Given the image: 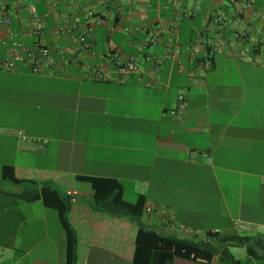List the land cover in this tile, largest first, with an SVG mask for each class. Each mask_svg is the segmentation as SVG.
I'll use <instances>...</instances> for the list:
<instances>
[{
	"label": "crops",
	"instance_id": "1",
	"mask_svg": "<svg viewBox=\"0 0 264 264\" xmlns=\"http://www.w3.org/2000/svg\"><path fill=\"white\" fill-rule=\"evenodd\" d=\"M26 3L45 16L53 64L40 74L24 60L0 69V264L67 262L58 212L19 199L5 165L64 192L93 193L78 175L118 179L125 199L128 191L146 196L145 223L167 235H264V52L250 51L264 43V0H0L32 48ZM10 44L0 22V59ZM132 57L141 71L129 80L90 78L99 69L117 76ZM181 90L188 108L174 118L168 110ZM17 130L46 143L26 148ZM72 219L79 264H133L135 230L122 231L87 202ZM232 251L242 264L264 262L245 247ZM210 264L224 263L216 255Z\"/></svg>",
	"mask_w": 264,
	"mask_h": 264
},
{
	"label": "trees",
	"instance_id": "2",
	"mask_svg": "<svg viewBox=\"0 0 264 264\" xmlns=\"http://www.w3.org/2000/svg\"><path fill=\"white\" fill-rule=\"evenodd\" d=\"M250 51L254 55L264 52V43L253 44ZM3 178L21 187V193L17 194L19 199L26 202L42 200L45 206L58 212L67 235L66 264H79L80 259V235L72 219L78 202H87L93 210L109 215L122 231L131 233L135 230L133 264H169L176 258L210 264L216 255L224 264H242L232 251L233 247H245L249 257L264 260L263 236L223 235L219 231H208L204 237L188 238L149 228L144 221L146 196L141 194L135 201L125 199L124 185L115 178L78 175V180L91 185L92 194L75 190L64 192L50 180L20 178L13 165L3 167Z\"/></svg>",
	"mask_w": 264,
	"mask_h": 264
},
{
	"label": "built area",
	"instance_id": "3",
	"mask_svg": "<svg viewBox=\"0 0 264 264\" xmlns=\"http://www.w3.org/2000/svg\"><path fill=\"white\" fill-rule=\"evenodd\" d=\"M254 0H247V4L251 6ZM25 9L29 13V27L30 30L28 34L35 37V44L32 48H28L25 45V42L19 37V34L13 28V20L10 16H6L0 11V22L5 27L9 37L11 38V44L8 50L7 57L0 59V69L6 71H15L18 69L17 63L24 60L27 62V65L32 69V71L36 74H40L46 67H51L53 64V49L51 45L45 40V28L46 21L45 16L42 15L37 7L32 3H26ZM260 18L264 19V14H260ZM216 22L223 23L225 22L224 13H220L216 17ZM219 41L222 40V34L219 35ZM149 43L147 42L146 45ZM144 46L139 48V51H143ZM57 49L61 50V46L58 44ZM190 53L193 59L196 57L197 45L193 44L190 47ZM249 49H243L242 54L247 55ZM181 52L180 47H176L175 49L168 50V57L175 58ZM26 57V58H25ZM209 68V65L207 66ZM141 68L135 57L123 62L118 70L117 76L109 73L106 70H94L93 74L90 76L91 79L104 80V81H126L129 80L134 73H139ZM178 105L176 108L168 110V113L171 114L172 117L176 118L180 113L185 111L188 108V96L185 90H181L177 96ZM16 135L18 137L19 142L26 148H34L36 145H43L46 143V140H36L30 137L25 131L17 130ZM165 210V209H164ZM171 218V216L169 217ZM172 220V218H171ZM243 225V224H242ZM190 234L196 233L192 230H186Z\"/></svg>",
	"mask_w": 264,
	"mask_h": 264
},
{
	"label": "rangeland",
	"instance_id": "4",
	"mask_svg": "<svg viewBox=\"0 0 264 264\" xmlns=\"http://www.w3.org/2000/svg\"><path fill=\"white\" fill-rule=\"evenodd\" d=\"M90 186V185H89ZM126 199L127 200H129V201H135L136 200V198L134 197V195H132V193L130 192V191H128L127 193H126ZM55 213H57V211L56 210H53ZM202 232L203 231H200V234H202ZM264 233V232H263ZM223 234V233H222ZM224 235V234H223ZM264 236V235H263ZM243 264H247V262L246 261H244L243 262ZM248 264H257V262L256 261H251L250 263H248ZM260 264H264V262H260Z\"/></svg>",
	"mask_w": 264,
	"mask_h": 264
}]
</instances>
